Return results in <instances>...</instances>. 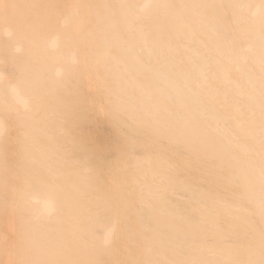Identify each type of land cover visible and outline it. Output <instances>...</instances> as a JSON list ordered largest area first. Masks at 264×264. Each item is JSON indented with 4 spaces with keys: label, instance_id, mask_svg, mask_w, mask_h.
I'll return each mask as SVG.
<instances>
[{
    "label": "bare ground",
    "instance_id": "obj_1",
    "mask_svg": "<svg viewBox=\"0 0 264 264\" xmlns=\"http://www.w3.org/2000/svg\"><path fill=\"white\" fill-rule=\"evenodd\" d=\"M0 264H264V0H0Z\"/></svg>",
    "mask_w": 264,
    "mask_h": 264
}]
</instances>
